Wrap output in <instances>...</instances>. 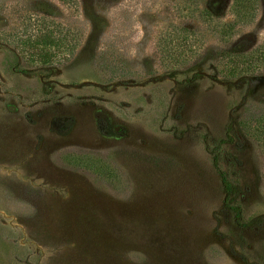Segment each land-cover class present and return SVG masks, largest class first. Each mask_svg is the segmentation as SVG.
Masks as SVG:
<instances>
[{
    "label": "rangeland",
    "instance_id": "374dc122",
    "mask_svg": "<svg viewBox=\"0 0 264 264\" xmlns=\"http://www.w3.org/2000/svg\"><path fill=\"white\" fill-rule=\"evenodd\" d=\"M263 119L264 0H0V264H264Z\"/></svg>",
    "mask_w": 264,
    "mask_h": 264
},
{
    "label": "trees",
    "instance_id": "16d2710c",
    "mask_svg": "<svg viewBox=\"0 0 264 264\" xmlns=\"http://www.w3.org/2000/svg\"><path fill=\"white\" fill-rule=\"evenodd\" d=\"M232 10L235 13V16L240 22H248L251 21L257 13L258 10V0H232ZM56 26V25H55ZM54 26V28H55ZM234 25L232 23H228L226 25H222L220 29L216 30L217 36L220 38L222 41H228L229 38L231 37V34L233 31ZM42 32H38V36L40 39H35L33 40L30 37L22 39L23 43H27L28 41H33L35 43H42L46 46L49 44L56 45V48L59 50L64 51L65 53H72L77 45V43L73 42V39H68L66 38L65 34H58L57 37H53V32L51 30L45 31L41 29ZM181 32L183 33L182 39L186 38L188 36V33H190L192 36L195 34V31L192 29H186L182 28ZM61 35V36H60ZM168 37V39H165V37ZM180 37H177L176 35H171V32H167V30L160 36V43L163 44V48L166 51L167 49H170L173 46V43L178 40L179 42L182 41ZM191 41V40H190ZM261 47V46H260ZM259 48V46H258ZM243 53L241 51L239 52H234L231 50H224L222 53L219 55L218 59V66L220 72L225 77H230L234 78L237 76H245V75H251L252 73L256 72V70L260 69L261 67V59H259L258 56V61L255 59V57H251L254 60V65L253 63L251 66L254 68L251 71H248L247 67H244L242 61H243ZM259 55V54H258ZM256 62V63H255ZM258 62V63H257ZM168 64H173V63H168ZM173 66V65H171ZM250 66V67H251ZM258 68V69H257ZM258 130H261L263 133V140H264V119L262 121H258ZM214 166L216 167V159L214 157ZM217 172L220 176L221 182L223 184L224 191L226 192V199H229L234 196V187L232 183L228 180L227 176L223 171L217 168ZM264 177V176H263ZM229 209L233 213V219L236 224H238L241 227H247L250 225V221L242 222V209L241 206L238 203H229L227 205ZM262 224H264V216L263 217H258V219Z\"/></svg>",
    "mask_w": 264,
    "mask_h": 264
}]
</instances>
